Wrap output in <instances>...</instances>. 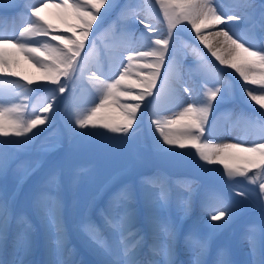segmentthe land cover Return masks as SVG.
Masks as SVG:
<instances>
[{"label": "snow or ice", "instance_id": "1", "mask_svg": "<svg viewBox=\"0 0 264 264\" xmlns=\"http://www.w3.org/2000/svg\"><path fill=\"white\" fill-rule=\"evenodd\" d=\"M152 5L158 6L162 14L166 24L164 32L147 22V16L141 18L142 13ZM27 7L30 14L25 15L19 35L7 38L0 35V137L30 139V133L35 135L34 130L38 131L39 126L51 119L50 110L57 93H65L69 82L75 85L83 81L85 73H88L87 84L98 98V103L85 112L76 113V127H100L107 132L129 134L137 126L138 112L146 98L153 97L150 103L154 105L153 115L158 118L151 123L163 141V144L157 145L158 149L169 152L177 148H191L206 164L222 165L226 183L233 185L235 195L264 212V142H253L250 146L243 141L213 144L209 143L210 137L206 135L210 118L215 119L214 110H218L220 103L232 91V85L220 75L209 54L219 66L234 70L243 81L240 87L246 97L264 109V0H241L229 10H223L216 0H140L137 5L127 2L118 5L115 0H37ZM50 7L61 10L63 29L45 18L44 12ZM116 7L120 9L117 24L122 19L134 20L143 25L146 32L141 33L139 40L143 43L137 47L132 43L136 37L125 27L115 29L114 39L118 42L126 40L128 46L120 49L113 58V72L106 74L99 63L89 64L96 48V40L92 39L89 43V38L94 26L99 29L97 22ZM231 22L243 25L244 32L232 31L228 27ZM188 25L207 54L195 44L180 40L178 26ZM220 25L225 27L217 30ZM250 37L259 43H254ZM181 44L185 54L191 51L195 57L194 66L189 68L190 75L197 71L201 74L200 91L194 97L191 95L192 87L186 86L187 82L179 75V70L184 67V57L177 52ZM140 47L145 50H139ZM17 55L38 67L40 75L32 78L15 71ZM174 70L177 74L171 78ZM7 77L19 78L24 83L13 84ZM33 85H55V88L39 107V114L25 118L28 92ZM183 93H188L192 102H185ZM11 96L19 98L20 103L10 102ZM129 100L133 102H127ZM161 102L167 107L157 108L156 105ZM112 106L119 110L118 119H111L103 112ZM162 110L171 114L160 117ZM248 122L259 129V139L264 140V111L255 119L249 118ZM9 164V159L0 155V173L6 172ZM237 177L256 185L257 190L248 192L238 188ZM156 179L146 178L142 183L146 189L153 190L147 192L149 202L164 208L171 194L163 182L157 186ZM156 187L158 191H155ZM133 198L129 186H124L113 194L102 213L104 226L114 234L111 243L94 222L86 219L82 223V230L89 239L105 256L110 257L104 264H176L177 225L166 218L154 221L153 243L149 246L151 258H138L144 238L136 228ZM188 203L185 198V208ZM235 203L221 190H206L203 206L207 212L214 213L209 217L213 231L201 234L193 228L183 234V246L191 256L189 264H209L207 257L212 252L213 235L237 215ZM34 204L43 212L49 228L48 244L54 257L50 264H66L60 259L65 247L58 172H51L42 179L35 192ZM13 218L17 221L13 242L16 258L10 262L0 261V264H29L26 257L32 247L31 222L23 216L14 217L11 199L0 195V243L6 240L7 226ZM244 239L250 244L251 264H264V218L258 224L246 226ZM211 264H234L230 249L227 246L217 247Z\"/></svg>", "mask_w": 264, "mask_h": 264}, {"label": "rangeland", "instance_id": "2", "mask_svg": "<svg viewBox=\"0 0 264 264\" xmlns=\"http://www.w3.org/2000/svg\"><path fill=\"white\" fill-rule=\"evenodd\" d=\"M126 2L137 5L140 0H115L118 5H123ZM240 2L241 0H216L217 4L223 6V10L233 9ZM0 3V26H2L0 31L8 27V22L15 15L18 14L16 19L19 16L24 19L26 14H30V9L27 7L29 4L21 3L20 0L10 3L0 0ZM119 12V7L108 12L102 21L97 22L99 29L97 30L94 26L93 34L89 38V43L92 39L96 40V48L89 58V64L99 63L106 74L112 73L115 67L113 58L120 51L115 47L128 46V41L118 42L114 39L115 29L117 27L128 28L127 30L136 37L133 42H136L137 47L143 43L139 40L141 33L146 32L144 26L134 20L122 19L117 24ZM44 15L50 23L63 29L64 24L60 9L50 7L44 12ZM145 16L148 17L147 22L158 27L161 32L166 30V24L163 23L158 6L152 5L147 8L142 13L141 18ZM157 21L160 22L157 23ZM23 23H15L14 27L18 24L22 27ZM219 27H225V25L217 26V30ZM228 27L236 33L242 34L244 32V26L238 22H231ZM178 28L180 30L177 35L181 41L195 44L207 54L203 45H200L199 41L194 38L195 34L191 31L190 25L178 26ZM250 39L253 38L250 37ZM253 42L259 43L255 39ZM139 50L145 49L140 47ZM177 52L178 55L184 57V67L179 70V75L187 82L186 86L192 87L191 95L194 97L200 91L201 80L199 71L191 75L189 73V68L194 66L195 57L191 51L185 54L182 44L178 47ZM17 57L16 60L19 61L14 67L15 71L32 78L40 75L38 67L23 56L17 55ZM209 59L212 60L213 64H216L224 80L232 85V91L218 106V108L223 105L224 107L227 106L218 109V117L219 115L226 116L220 122L229 125L223 129L220 124L215 122L218 121L215 120L216 117L215 119L211 118L206 132V135L210 137L209 143L223 144L243 141L250 146L253 142H264V140L259 139L261 135L259 129L251 126L248 122L249 118L255 119L264 109H260L258 105H255V102H251L250 98L246 97L240 87L243 81L238 77V74L234 73V70L219 66L218 62L210 57V54ZM176 74L174 70L171 78H175ZM87 75L88 73H85L84 80L75 85L69 82V89L65 93H57V99L50 110L51 119L45 125L39 126L38 131L34 130L35 135L30 133V139L28 137H0V141H3L0 143V155L10 161L6 172L0 173V195L8 196L11 199L14 217L23 216L31 222L32 247L26 257L29 264H50L54 259L48 244V225L45 222L43 212L34 204L35 192L39 183L46 175L54 171L58 172L61 178L62 220L63 226H65L64 246L66 241L70 242V246L65 249L63 256L60 257L66 261V264L73 262L75 253L77 258H75L74 264H104L105 260L110 259L95 247L96 245L89 239L81 226L86 219L94 222L103 233L109 234L111 243L114 240V234L104 226L103 212L99 206L101 204L106 209L113 194L124 186H129L133 193L132 206H134L136 215L142 208L147 211L152 210V212L144 211L143 219L140 220L139 225L136 223V228L143 233L142 236L145 241H147L145 232L149 229L148 233H151L154 230V221L162 218H166L176 225L183 220L185 223L184 233L193 228L201 234L212 232L209 217L214 213L207 212L203 206L205 192L208 189L223 191L233 202H236L237 215L228 225L215 231L212 239V250L227 246L231 251V259L234 264H251L253 257L250 255V244L244 239V232L248 224H258L264 218V212L259 207L246 202L244 198L235 195L233 185L226 183L227 178L223 173L222 165L206 164L199 159L195 150L191 148H177L169 152H161L158 149L157 145L163 144V141L155 130V125L151 123L153 119L158 118L153 115L154 105L150 103L153 97L146 98L138 112L137 126L129 134L107 132L100 127L86 129L76 127L74 124L76 113L85 112L95 103H98V98L93 95L90 86L87 84ZM6 79L13 84L16 82L24 83L19 78L7 77ZM162 79L163 76H161ZM159 83L158 81L157 88H159ZM248 87L254 86L248 85ZM54 88L55 85L32 86L26 101L25 118H32L35 114H39V107L51 96ZM73 88H75L74 92ZM182 95L185 102H192L188 93ZM9 100L12 103H20L19 98L15 96L9 97ZM156 107L163 109L167 105L161 102ZM103 112L111 119L119 118V110L114 106L106 108ZM170 114L169 111L162 110L159 112L160 117ZM215 136L220 139H215ZM164 147L168 148L169 146L164 145ZM191 174L198 177L203 183L201 184L197 179L192 178L194 176ZM182 175L187 176L184 178ZM167 176H171V182ZM151 177L157 178V186L163 182L168 190L169 188L173 189V193L170 192V201L164 208H159L149 202L147 192L153 190L146 189L142 182ZM236 180L239 182L238 188L240 189L248 192L257 190L256 185L248 184L243 177H237ZM111 190L113 192L108 194L103 202V194L106 195ZM158 190L159 188L156 187L155 191ZM154 195L155 192H153ZM185 198L189 201L187 208L184 205ZM137 203L141 206L136 208ZM16 233L17 221L13 218L7 226L6 240L0 243V252L2 253L9 236L11 237L8 240L9 257L6 259L9 262L16 258L13 248ZM151 240H153V236ZM87 244L97 248L100 255H94L88 251ZM177 248L176 263L179 264L181 261L182 264H189L191 256L183 246V236L182 243L177 245ZM142 249L144 248L139 249L138 258L141 260L151 258L149 248L148 252L147 249ZM41 255L45 256L41 257Z\"/></svg>", "mask_w": 264, "mask_h": 264}, {"label": "bare ground", "instance_id": "3", "mask_svg": "<svg viewBox=\"0 0 264 264\" xmlns=\"http://www.w3.org/2000/svg\"><path fill=\"white\" fill-rule=\"evenodd\" d=\"M3 1V0H2ZM5 1H8L9 3L10 2H16L17 0H5ZM21 2H23L24 4H35L36 2H37V0H20ZM1 4V3H0ZM5 4V3H4ZM10 5V4H9ZM19 5V4H18ZM8 6V5H7ZM8 8V7H7ZM16 8V7H15ZM26 9V8H25ZM4 10V9H3ZM16 10V9H15ZM14 10V11H15ZM47 10V9H46ZM45 10V11H46ZM7 11V10H6ZM27 11V10H26ZM16 12V11H15ZM15 12H13V13H15ZM9 13V12H8ZM22 13V12H21ZM18 15V14H17ZM17 15H15L12 19H11V21L10 22H8V27L7 28H4V30H2V31H0V35H3V36H5V37H11V36H18L19 34H18V31H19V28H20V26L21 25H16L15 27H14V24L15 23H21V22H24V19H22V18H20V16H19V18L18 19H16V16ZM5 16V15H4ZM0 18H1V16H0ZM7 20H9V18H6ZM6 22V21H5ZM3 24V23H2ZM1 25V24H0ZM0 27H2V26H0ZM14 29H13V28ZM128 29V28H127ZM114 34V33H113ZM113 36V35H112ZM124 42V41H123ZM140 42V41H139ZM132 43H136V42H133L132 41ZM118 45L119 46H121L119 43H118ZM123 45H125L124 43H123ZM118 46V47H119ZM116 49H118V50H120L122 47H119V48H117V47H115ZM14 51V50H13ZM16 59H18V57L16 56ZM100 59V58H99ZM17 61H19V60H17ZM104 65V64H103ZM23 66H25L24 64H23ZM229 117V116H228ZM219 124H220V126H221V128H223V129H225L226 128V126L227 125H229V124H223V122H219ZM218 124V125H219ZM230 129V128H229ZM218 135V134H217ZM215 139H220L218 136H215L214 137ZM88 246H86L87 247V249H88V251H91V253L92 254H94V255H100V251H98V249L97 248H95L93 245H91V244H87Z\"/></svg>", "mask_w": 264, "mask_h": 264}]
</instances>
